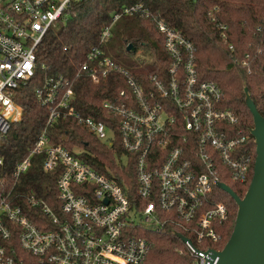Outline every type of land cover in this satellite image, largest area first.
<instances>
[{
  "label": "built area",
  "instance_id": "1",
  "mask_svg": "<svg viewBox=\"0 0 264 264\" xmlns=\"http://www.w3.org/2000/svg\"><path fill=\"white\" fill-rule=\"evenodd\" d=\"M69 3L0 0V141L22 116L19 94L33 86L47 119L13 176L25 173L35 154L44 155L45 171L59 173L55 209L31 197L30 207L39 208L35 216L31 208L27 213L0 201V264H142L151 249L143 232H159L166 225L190 237L183 235L191 264H216L213 254L223 248L220 227L230 210L212 198L213 188L222 171L241 184L250 183L253 174L248 136L237 129L238 116L222 107L216 83L199 80L193 43L142 3L114 13L111 25L121 15H138L151 19L161 34L169 62L149 76V86L104 53L111 25L74 71L35 84L38 46ZM218 28L225 38L226 25ZM112 73L125 78L127 89L102 102L112 117L108 123L77 111L76 80L85 76L100 83ZM68 117L108 146L118 141L123 154L117 163L128 167L108 169L105 175L76 156L83 149L53 145L47 128Z\"/></svg>",
  "mask_w": 264,
  "mask_h": 264
},
{
  "label": "trees",
  "instance_id": "2",
  "mask_svg": "<svg viewBox=\"0 0 264 264\" xmlns=\"http://www.w3.org/2000/svg\"><path fill=\"white\" fill-rule=\"evenodd\" d=\"M135 3L144 4L153 15L162 17L193 43L199 80H211L218 85L222 91V107L238 116L237 129L248 136L245 146L252 158L253 172L255 143L250 134L253 119L245 103L244 88L264 117V0H70L64 14L50 27L38 46L39 69L35 84L44 77L74 71L85 60L90 47L98 44L103 28L111 25L113 14ZM210 12L215 16L214 22ZM218 24L226 25L225 38ZM110 31L111 36L102 47L104 53L127 69L137 81L149 86V76L164 70L169 62L163 38L154 23L138 15H121L112 23ZM129 44L130 50L127 49ZM121 89H127V86L119 73H112L100 83L82 76L76 80L74 108L83 115L108 123L112 117L101 104L115 98ZM17 101L22 107V116L0 141L3 160L0 201L7 200L28 213L31 208L29 198L33 197L55 209L59 205L55 187L59 173L43 169V154L33 155L27 171L17 178L13 176L15 165L28 156L47 119V109L37 101L33 86L23 90ZM47 131L53 145L68 150L83 149L76 156L102 174L108 175V169L128 167L117 163V157L123 154L118 141L113 146L102 143L72 117L58 119ZM219 181L239 197H243L249 185V181L241 184L232 180L225 171L220 174ZM117 183L124 184L120 177H117ZM131 188H135L133 181ZM211 196L215 201L225 203L230 210L228 221L220 227L221 246H224L233 229L237 206L227 192L217 187L213 188ZM31 212L39 216V208H31ZM177 233L188 236L172 225H166L159 232L144 231L151 249L142 264H191Z\"/></svg>",
  "mask_w": 264,
  "mask_h": 264
},
{
  "label": "water",
  "instance_id": "3",
  "mask_svg": "<svg viewBox=\"0 0 264 264\" xmlns=\"http://www.w3.org/2000/svg\"><path fill=\"white\" fill-rule=\"evenodd\" d=\"M132 48L131 44L127 49ZM245 103L249 109L253 126L250 134L255 143L253 174L243 197L217 182L216 187L227 192L237 206L232 232L222 250L214 252L216 264H264V117L259 113L247 88H244ZM186 241V237L177 233Z\"/></svg>",
  "mask_w": 264,
  "mask_h": 264
},
{
  "label": "rangeland",
  "instance_id": "4",
  "mask_svg": "<svg viewBox=\"0 0 264 264\" xmlns=\"http://www.w3.org/2000/svg\"><path fill=\"white\" fill-rule=\"evenodd\" d=\"M133 62H134L135 64H137V63H138V61H137V60H133Z\"/></svg>",
  "mask_w": 264,
  "mask_h": 264
}]
</instances>
